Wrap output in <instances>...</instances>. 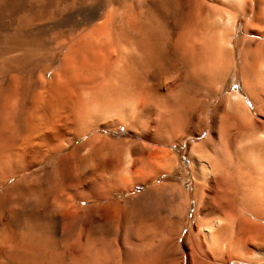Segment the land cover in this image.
Returning a JSON list of instances; mask_svg holds the SVG:
<instances>
[{
    "label": "bare ground",
    "instance_id": "bare-ground-1",
    "mask_svg": "<svg viewBox=\"0 0 264 264\" xmlns=\"http://www.w3.org/2000/svg\"><path fill=\"white\" fill-rule=\"evenodd\" d=\"M123 184L131 264H264V0H0V264H118L67 227Z\"/></svg>",
    "mask_w": 264,
    "mask_h": 264
},
{
    "label": "rangeland",
    "instance_id": "rangeland-1",
    "mask_svg": "<svg viewBox=\"0 0 264 264\" xmlns=\"http://www.w3.org/2000/svg\"><path fill=\"white\" fill-rule=\"evenodd\" d=\"M238 80L239 79L233 74L231 77V84L233 86L240 84L237 83ZM239 86L241 87V84ZM116 129L117 132L120 130L124 131L122 127ZM125 136L126 135L122 133L119 137ZM181 147L179 146L178 148L182 153L179 156L180 167L178 169V174L180 173V175H178L177 179L181 180L182 178L187 189L189 186L191 187L193 185V182L189 175L186 157L183 153L184 146ZM159 181L162 180L159 179ZM190 192V207L187 210L184 207L182 211L185 228L179 231L180 242L184 240L189 227L193 226L195 222V220H193L195 218V202L191 196L192 191L190 190ZM162 197L161 194L154 191L152 184H123L114 186L106 201H77L75 205L80 207L77 213V219L67 227V237L69 239L68 248L71 249L70 245L73 243L74 237L78 234L85 251H91L95 243L97 244L98 242L107 250L112 248L117 249L119 253L121 252L118 257V264H131L129 260L131 248L127 242L132 233L143 231L147 228V225H153L155 221H157L159 217L158 214H161L166 206L165 199ZM32 227L34 228L35 226H32V224L28 225V228ZM39 227L44 229L43 225L39 224ZM143 227L144 229L142 230ZM177 250H179L178 253L180 254L187 253V250L183 249L181 244L180 248ZM69 251L71 252L72 250ZM51 252L53 255L52 257L55 259V254H53L55 253L54 250ZM156 264H163V262Z\"/></svg>",
    "mask_w": 264,
    "mask_h": 264
}]
</instances>
